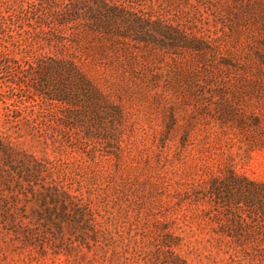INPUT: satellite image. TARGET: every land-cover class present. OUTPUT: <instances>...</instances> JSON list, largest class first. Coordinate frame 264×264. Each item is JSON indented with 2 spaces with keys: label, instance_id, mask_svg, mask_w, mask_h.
Wrapping results in <instances>:
<instances>
[{
  "label": "rangeland",
  "instance_id": "1",
  "mask_svg": "<svg viewBox=\"0 0 264 264\" xmlns=\"http://www.w3.org/2000/svg\"><path fill=\"white\" fill-rule=\"evenodd\" d=\"M0 264H264V0H0Z\"/></svg>",
  "mask_w": 264,
  "mask_h": 264
}]
</instances>
